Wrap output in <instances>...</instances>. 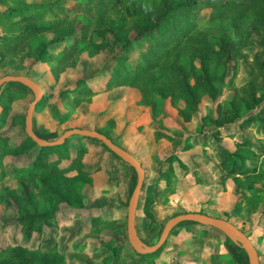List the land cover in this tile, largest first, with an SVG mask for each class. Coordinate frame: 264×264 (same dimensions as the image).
Masks as SVG:
<instances>
[{
    "label": "rangeland",
    "instance_id": "obj_1",
    "mask_svg": "<svg viewBox=\"0 0 264 264\" xmlns=\"http://www.w3.org/2000/svg\"><path fill=\"white\" fill-rule=\"evenodd\" d=\"M75 1L68 0L66 5L70 8L68 15L76 17L79 25L82 16L75 14ZM240 6H236V10L233 8L234 22L243 31V36L238 55L228 62L226 73L232 76L231 80L236 85L254 77L253 57L257 52H264L253 40L257 33L253 32L249 37L246 34L257 26L260 16ZM0 8L3 6L0 5ZM210 11V7L199 9L197 20L203 28H208ZM229 19L230 16L225 14L209 28V36L214 45L218 42L216 29L228 30L234 36ZM1 23L0 36L3 33ZM260 34L264 35L262 29ZM92 35L96 41L103 39L94 30ZM106 38L112 40L110 34ZM88 43L89 40H83L82 44ZM141 46H144L143 41H137L136 47ZM82 48L78 64L64 70L56 82H53L47 64H33L30 57H9L4 65L0 62V76L5 73L25 74L46 91L47 98L37 104L33 114L34 129L42 137L53 139L75 123L97 130L100 127L110 133L116 143L136 153L145 169V178L135 222L138 234L146 243L157 241L164 223L171 215L205 209L217 212L219 216L237 224L260 247L261 239L264 238V172L250 177L240 174L230 179L228 184L225 181L217 183L218 171L223 168L219 163L220 158L234 145L229 137L212 135L214 127L201 125L202 114H218L215 100L208 94L202 95L198 109L192 111L190 120H186L179 107L184 105V98L171 102L168 98L161 99L156 95L159 98L158 108L152 110L142 102L141 93L134 86H119L89 99L77 98L76 95L66 99L68 93L60 94L62 87L82 86L84 81L90 84L95 78L101 82L102 76H107L111 66L109 63L112 64L111 55L117 51L119 44L107 41L106 48L92 56L87 49ZM137 51L133 52V56ZM189 59V56H184V60ZM255 83L256 92L259 93L262 80L255 79ZM216 85L219 90L218 99L229 98L235 92L231 83L226 85L220 80ZM6 87L16 90L27 88L23 94L11 92L6 101V112L0 118V133L9 132L11 146L26 134V108L34 95L19 82H8L3 90ZM2 103L4 105L5 100ZM259 105L245 109L244 112L252 114ZM75 106L78 109L70 111ZM184 112L190 114L189 111ZM233 119L235 121L231 124H223L222 127L228 131L236 129L237 119ZM262 125L260 122L254 127L239 130L238 136H250L255 148L264 150ZM155 128L163 129L173 137L155 138ZM83 140L87 147L84 164L97 166L98 169L92 174L69 172L65 178L59 175L46 177L47 181L53 180L58 187L66 183L72 185L73 205L52 198L48 205L42 206L45 200L41 178H17L16 168L29 163L25 153L20 162H14L11 155H6L0 161V240H16L18 225L15 217L22 212L18 196L30 190L34 192L35 200L40 201V207L55 209L56 214L52 222L41 226L39 234L36 233L29 244L46 246L55 241L58 249L66 253V264H195L190 258L194 253L197 254V264H248L246 252L236 247L224 232L211 227L216 235H209L197 222L191 220L177 223L169 233L167 242L157 252L144 255L137 253L128 241L126 229L127 204L136 183V172L130 164L103 146L101 141L93 138ZM189 142L194 145L186 146ZM170 154H175L174 162L169 159ZM252 161L258 167H264V154L253 156ZM184 169H187L185 174L188 175L180 177L182 175L178 174ZM260 192L262 197L255 202L254 195ZM243 194L249 200L237 203ZM74 205L83 207L80 215L73 211L78 207ZM162 249L164 251L160 255ZM262 250L260 247V253L263 254Z\"/></svg>",
    "mask_w": 264,
    "mask_h": 264
},
{
    "label": "trees",
    "instance_id": "obj_2",
    "mask_svg": "<svg viewBox=\"0 0 264 264\" xmlns=\"http://www.w3.org/2000/svg\"><path fill=\"white\" fill-rule=\"evenodd\" d=\"M67 1L0 0L3 6L0 8V21H3L0 22L3 32L0 36V62L4 65L9 57H30L33 64H47L49 74L56 82L64 70L78 64L82 47L92 56L105 49L107 41L118 43L119 48L111 55L112 64L109 63L110 70L101 87L93 88L88 81H84L82 86L62 87L60 94L71 93L77 98L89 99L103 89L134 86L140 91L142 102L152 110L158 108L159 98L156 95L171 102L184 98V105L179 107L186 120H190L192 111L198 109L201 96L208 94L215 100L218 114H202L201 125L214 127L212 135L219 136L223 124H231L235 121L233 118L237 119L236 129H225L233 140L234 148L220 158L223 168L218 171V180L236 174L251 173L254 176L264 172V167H258L251 159L262 155L264 150L255 148L250 136H238L239 130L254 127L260 122L263 123L264 135V52H257L253 57L254 77L251 80L236 85L231 80L232 76L226 74L228 62L238 55L243 36V31L234 22L233 8L236 10V6L242 5L260 16L256 29L252 27L246 34L249 37L251 33H257L253 40L264 50V35L260 34V29L264 31V0H76L75 14L82 16L79 25L76 17L68 15L70 8L66 5ZM201 7L211 9L208 28L198 24L197 15ZM225 14L230 16L234 36L228 30L216 29L218 42L214 45L209 28ZM93 30L103 39L96 41ZM107 34L112 40L106 38ZM83 40H89V43L84 45ZM137 41H143L144 46L136 47ZM136 50L137 54L133 56ZM185 55L189 56L188 61L184 60ZM255 79L262 80L259 93L256 92ZM220 80L226 85H233L235 92L231 97L217 98L219 90L216 82ZM26 89L6 87L3 90L1 102L5 100V104L0 118L6 112V101L11 92L23 94ZM46 98L47 94L40 102ZM257 105L259 108L254 113L244 112ZM99 131L109 136L107 131ZM153 134L155 138L173 137L160 128L154 129ZM9 138V132L0 133V161L6 155L13 156L14 162H20L24 153L28 156L29 163L16 168L17 178H41L45 200L42 206L48 205L52 198L73 205L72 185L66 183L58 187L46 177L59 175L65 178L69 172L92 174L98 169L97 166L84 164L87 147L83 139H90L87 136L71 135L60 144L46 146L38 145L27 134L9 146ZM72 147L75 148L72 150ZM169 159L174 162L175 154H170ZM177 160L180 161L179 158ZM186 170L177 174L185 175ZM34 195L27 190L18 196L22 212L15 217L17 238L14 242L6 238L0 240V264H66V253L58 249L55 241L46 246L29 244L35 234H39L41 226L52 222L56 214L55 209L40 207V201L35 200ZM254 197L255 202L261 199L257 193ZM248 200L246 195L240 199ZM74 206L78 207L73 211L80 215L83 207Z\"/></svg>",
    "mask_w": 264,
    "mask_h": 264
},
{
    "label": "water",
    "instance_id": "obj_3",
    "mask_svg": "<svg viewBox=\"0 0 264 264\" xmlns=\"http://www.w3.org/2000/svg\"><path fill=\"white\" fill-rule=\"evenodd\" d=\"M8 82H19L21 84H24L32 91L34 95L32 100L27 105L24 125L26 134L38 145L46 146L60 144L64 142L67 137L74 134L87 136L101 141L107 148H109L112 153H114L116 156H118L134 168L136 172V183L128 199L126 229L128 241L131 247L137 253L149 254L161 249L166 242L172 228L177 223L183 220H191L206 226L214 227L224 232L230 240H232L236 245L240 246V248H242L246 252L248 264H260L257 249L246 232H244L235 223L227 218L210 215L197 210L182 211L171 215L164 223L159 237L155 243L148 244L143 241L138 234L135 222L137 203L145 178V169L141 161L131 152L116 143L110 136L96 129L78 126L68 127L53 139H47L38 135L33 129L32 118L35 106L44 96L45 90L38 82H36L28 75L5 73L0 76V114L3 110L1 93L3 91L4 85Z\"/></svg>",
    "mask_w": 264,
    "mask_h": 264
},
{
    "label": "crops",
    "instance_id": "obj_4",
    "mask_svg": "<svg viewBox=\"0 0 264 264\" xmlns=\"http://www.w3.org/2000/svg\"><path fill=\"white\" fill-rule=\"evenodd\" d=\"M94 80V82H96V84H93L94 82H92V83H90L89 85H91L93 88H95V87H101L104 83H105V80H106V76L105 75H103L102 76V81L101 82H98L99 80L98 79H93ZM93 85H96V86H93ZM113 88H116V87H110V88H107V89H103V90H100V91H98V92H96V93H94L92 96H94V95H96V94H98V93H104V92H106V91H108L109 89H113ZM45 94H46V91H45ZM44 94V95H45ZM73 96V94H71V93H68L67 94V96H66V99H68L69 98V96ZM38 104V103H37ZM36 104V105H37ZM80 104V103H79ZM36 107V106H35ZM78 106H75L74 108H70V111L72 110H77L78 108H77ZM34 111H35V109H34ZM33 114H34V112H33ZM114 120V119H113ZM32 125H33V118H32ZM73 126H78V127H82L83 125H81L80 123H75ZM73 126H70V127H73ZM33 129H34V127H33ZM99 130H104L103 128H98ZM156 129V128H155ZM225 129H226V127L225 128H223V127H221V133L219 134V136L220 137H229L230 139H232L230 136H228L227 134H226V131H225ZM245 129H248V128H245ZM97 130V129H96ZM154 130V129H153ZM34 131L38 134V135H40L35 129H34ZM109 134V136L111 137V135H110V133H108ZM74 135H76V134H74ZM41 136V135H40ZM45 138V137H44ZM112 138V137H111ZM114 141H115V139H113ZM116 142V141H115ZM232 142H233V140H232ZM194 143H196L195 141H194ZM189 147L190 146H192V145H194L193 144V142H189ZM121 146V145H120ZM205 146H207V145H205ZM123 147V146H122ZM123 148H125V147H123ZM126 149V148H125ZM232 148H229V150H231ZM258 150H261L260 148H257ZM126 150H128L129 152H132V154L133 155H135L138 159H139V157L136 155V153L135 152H133V151H131L130 149H126ZM262 150H263V148H262ZM264 153H262V155H263ZM251 159H252V157H251ZM140 160V159H139ZM141 161V160H140ZM142 163V162H141ZM188 174H185V175H182V176H180V177H185V176H187ZM237 175H240V174H236V175H233V176H230V177H228V178H225L224 180H218V178H216V180H217V183L218 182H223L224 183V181L228 184L229 183V180L230 179H232L233 177H235V176H237ZM243 175H248L247 177H250V176H252V174L251 173H245V174H243ZM243 195H245V194H243ZM243 195H241L240 197H239V199H237V203H239L240 202V199L243 197ZM259 195L262 197V194H261V192L259 193ZM137 206H138V203H137ZM194 210H198V209H194ZM200 211H201V209H199ZM136 211H137V208H136ZM202 212H205V213H207V214H210V215H214V216H218V217H221V216H219V213H217V212H214V211H208V210H205L204 209V211L202 210ZM136 219V218H135ZM231 221V220H230ZM234 223V222H233ZM199 224V226L201 227V229H203V231H207L208 233L207 234H209V235H216L215 234V232H213L212 230H211V226H206V225H203V224H200V223H198ZM178 224H176V226H177ZM237 225V224H236ZM175 226V227H176ZM238 226V225H237ZM239 227V226H238ZM214 228V227H213ZM240 228V227H239ZM210 229V230H209ZM216 229V228H215ZM216 230H218V229H216ZM245 232V231H244ZM247 235H248V233H246ZM249 236V238H250V240L253 242V244H254V246L256 247V249H257V252H258V255H259V260H260V264H264V238L263 239H261V242H262V245H260V247L263 249L262 250V252H263V254L262 253H260V247L258 246V244L254 241V239H253V237L251 236V235H248ZM167 242V241H166ZM234 245L236 246V247H238V248H240V246H238V245H236L235 243H234ZM163 249L160 251V255L163 253ZM196 257H197V254L196 253H194L193 255H190V258L191 259H193L194 260V262H195V264H197L198 262H197V260H196ZM192 260V261H193Z\"/></svg>",
    "mask_w": 264,
    "mask_h": 264
}]
</instances>
